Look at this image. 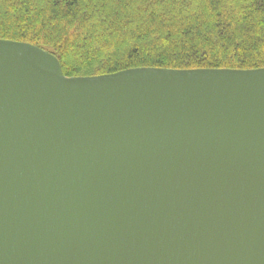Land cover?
<instances>
[{"label": "water", "instance_id": "1", "mask_svg": "<svg viewBox=\"0 0 264 264\" xmlns=\"http://www.w3.org/2000/svg\"><path fill=\"white\" fill-rule=\"evenodd\" d=\"M0 264H264V67L65 76L0 38Z\"/></svg>", "mask_w": 264, "mask_h": 264}, {"label": "trees", "instance_id": "2", "mask_svg": "<svg viewBox=\"0 0 264 264\" xmlns=\"http://www.w3.org/2000/svg\"><path fill=\"white\" fill-rule=\"evenodd\" d=\"M0 38L50 51L65 76L258 68L264 0H0Z\"/></svg>", "mask_w": 264, "mask_h": 264}]
</instances>
